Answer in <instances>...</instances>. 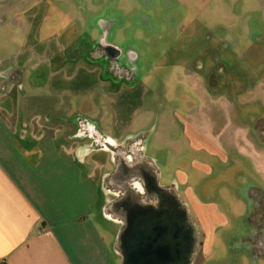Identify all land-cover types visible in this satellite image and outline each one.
<instances>
[{"label":"rangeland","instance_id":"rangeland-1","mask_svg":"<svg viewBox=\"0 0 264 264\" xmlns=\"http://www.w3.org/2000/svg\"><path fill=\"white\" fill-rule=\"evenodd\" d=\"M6 1L4 14L0 7L3 70L17 50L5 36L15 29V17L7 16L19 5ZM37 7L41 29L61 31L60 42L74 32L70 55L106 47L115 57L106 66L107 58L102 61L109 77L148 87L144 102L133 95L128 111L135 117H127L119 140L68 111L66 96H39L34 83V95L19 90L21 122L57 123L70 144L108 149L113 162L106 163L103 202L110 218L123 221L120 238L136 213L156 217L153 226L176 224L166 245L173 256L184 233L187 249L173 258L176 264H264V0H39ZM8 85L0 78V90ZM148 173L157 182L150 197L182 206L189 233L179 226L176 207L138 209L147 194L133 177L144 182Z\"/></svg>","mask_w":264,"mask_h":264},{"label":"crops","instance_id":"crops-1","mask_svg":"<svg viewBox=\"0 0 264 264\" xmlns=\"http://www.w3.org/2000/svg\"><path fill=\"white\" fill-rule=\"evenodd\" d=\"M33 1L35 4L31 0L15 1L19 3L17 14L7 16L15 17V29H7L5 36L17 50L5 58L8 70L0 69V78L9 84L0 90V263L137 264L133 259L126 262L120 247L123 249L124 242L138 261L153 254V244L149 249L144 242L147 237L141 244L139 217H143L144 228L156 217L130 214L122 233L123 221L105 212L107 188L103 180L108 172L106 163L113 162L112 155L106 157L108 149L70 144L66 137L63 139V126L57 123L21 122L18 103L19 90L34 95V87L39 86V96H66L70 100L68 111L98 122L105 136L119 140L127 132V117H135V110L128 111L133 95L137 103L144 102L148 87L140 85L139 90L134 84H119L117 76L109 77L105 66L108 58L114 61L115 57L106 47L83 54L80 49L70 55L67 40L74 32L67 31L62 43L58 39L61 31L53 27L50 34L41 29L39 0ZM8 3L0 2V7ZM79 56L87 59L76 60ZM147 176H142L145 183L131 176L144 188L141 194H147L145 206L138 209L154 213L176 207L182 215L180 225L189 233L183 224L187 220L183 207L161 199L162 204H157L156 198L150 197L155 193L156 178L151 181L147 179L149 173ZM101 221L120 228L102 229ZM190 236L192 241L194 236Z\"/></svg>","mask_w":264,"mask_h":264},{"label":"flooded vegetation","instance_id":"flooded-vegetation-1","mask_svg":"<svg viewBox=\"0 0 264 264\" xmlns=\"http://www.w3.org/2000/svg\"><path fill=\"white\" fill-rule=\"evenodd\" d=\"M142 220H143V217H139V224L141 225L140 229H139V234H140V237H141V244L143 246V243L146 242L147 245H149V249L151 247V245L153 244V248H154V253L147 256L146 258H143V259H140L139 258V261L137 260L138 256L136 257H133V252L134 251H131L132 249L130 250H127L125 249L124 252H125V261H129L130 259H133V260H136L137 261V264H176L179 260H174L173 258H182L183 257V254L184 252L186 251L187 249V238H185L184 240V233H181V236L179 235L178 237L180 238V240L182 241L181 244H178L176 246V251L174 256L172 255V251L171 253H169V251H167V242L169 240V237L170 239H172V237H175L177 234V227L174 228V226L176 224H174L173 226V223L168 224L167 221H165V223H163V225H158L157 226V222L155 223V227L154 228H151L150 227H147V228H144L142 226ZM152 220H157V218L155 219H152ZM164 222V221H163ZM147 226L148 225H152L151 224V221L146 224ZM144 225V226H146ZM181 227V225H179ZM169 230H168V228ZM147 237V240L146 241H142L143 237ZM160 238V239H159ZM158 240H161L158 242ZM148 241V242H147ZM172 241V240H171ZM157 242H158V246H157ZM180 245V248L177 249V247H179ZM183 250V253H182V250ZM150 252V251H149ZM135 264V263H134Z\"/></svg>","mask_w":264,"mask_h":264},{"label":"trees","instance_id":"trees-1","mask_svg":"<svg viewBox=\"0 0 264 264\" xmlns=\"http://www.w3.org/2000/svg\"><path fill=\"white\" fill-rule=\"evenodd\" d=\"M0 264H3L2 262Z\"/></svg>","mask_w":264,"mask_h":264}]
</instances>
